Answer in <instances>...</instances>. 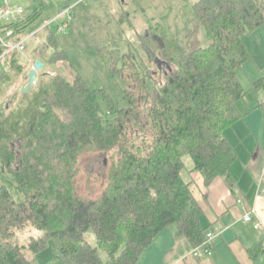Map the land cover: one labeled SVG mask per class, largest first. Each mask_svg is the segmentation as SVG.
I'll return each instance as SVG.
<instances>
[{"label": "trees", "instance_id": "obj_1", "mask_svg": "<svg viewBox=\"0 0 264 264\" xmlns=\"http://www.w3.org/2000/svg\"><path fill=\"white\" fill-rule=\"evenodd\" d=\"M79 1L62 0L55 15ZM37 2L29 17L8 25L10 42L27 38L50 9L47 0ZM192 3L194 17L181 36L164 28L160 34L150 27L136 31L134 46L146 70L155 77L152 66L159 72L166 65L154 85L130 56L98 46L111 75L121 79L125 108L106 88L91 89L72 64V78L53 70L69 57L56 26L44 28L46 56L36 58L44 64L36 84L13 107L0 105L1 170L24 195L18 200L0 185V264H41L38 255L50 242L56 248L51 264H137L171 225L195 247L204 244L209 230L200 222L191 174L200 172L206 185L222 177L235 187L237 159L226 132L245 118L239 102L264 88V77L247 90L238 76L251 58L243 36L264 26V0ZM21 55L15 51L1 62L0 98L14 78L26 72L29 78ZM88 152H116L96 199L82 197L77 186ZM28 227L40 235L22 245L17 234Z\"/></svg>", "mask_w": 264, "mask_h": 264}, {"label": "rangeland", "instance_id": "obj_2", "mask_svg": "<svg viewBox=\"0 0 264 264\" xmlns=\"http://www.w3.org/2000/svg\"><path fill=\"white\" fill-rule=\"evenodd\" d=\"M50 9L45 11L36 23L27 31L28 40L26 50L21 55L24 63L30 71L34 61L42 53L46 32L44 28L46 21L55 17L56 6L62 0H47ZM7 6L9 9L21 7L23 18L29 17L38 7L37 0H0V8ZM194 17L192 0H80L73 8L71 15L66 19L69 27L62 33H56V37L69 57V63L60 62L56 68L64 73L68 78H72L70 64L74 70L82 75L91 89L106 88L108 93L117 102L118 106L125 108L128 102L123 95V85L119 77H113L99 56L98 46L110 45L114 49H119L122 54L130 56L137 63L141 74L146 78L149 86L155 82H160L166 71V65H161L158 72L154 64L151 70L156 75L153 77L144 67L138 57V52L134 46L136 41V31L143 32L150 27L156 34H160L162 28L166 29L174 37L181 36L186 24ZM243 42L247 47L251 58L238 71V76L243 86L251 89L252 82L264 77V26L254 32L243 36ZM48 53H51L50 51ZM159 73V74H157ZM28 72L19 78H14L13 82L6 89L0 105H15L22 86L28 83L26 80ZM27 85V84H26ZM258 101H264V88L259 93L249 92L247 97L241 100L242 111L253 110ZM250 103V106L248 105ZM248 105V106H247ZM247 111V112H248ZM253 116H251V119ZM250 120V119H249ZM237 136L233 138L232 132L229 135L231 142L241 144L239 150L246 148L253 140L245 137V126L239 124ZM116 152L103 154L88 152L80 159V173L77 178L79 194L84 198L96 199L101 195L105 186V176L112 162V157ZM188 167H192V162L186 161ZM0 159V185L8 187L12 195L23 200L24 195L12 176L3 173ZM40 235V232L32 227H28L17 234V241L24 245L33 236ZM56 255V248L53 242L49 247L38 255L41 264H51L52 258Z\"/></svg>", "mask_w": 264, "mask_h": 264}, {"label": "crops", "instance_id": "obj_3", "mask_svg": "<svg viewBox=\"0 0 264 264\" xmlns=\"http://www.w3.org/2000/svg\"><path fill=\"white\" fill-rule=\"evenodd\" d=\"M238 106L245 118L226 132L237 159L232 169L235 187H229L222 177L206 185L200 172L191 174V191L203 210L201 225L213 234L211 255L195 257L196 247L178 235L177 225H171L154 239L137 264H264V101L248 112ZM239 124L245 126V137L253 140L244 152L228 135L232 132L235 138ZM247 215L250 222L245 221ZM257 245L261 252L253 255L250 250Z\"/></svg>", "mask_w": 264, "mask_h": 264}, {"label": "built area", "instance_id": "obj_4", "mask_svg": "<svg viewBox=\"0 0 264 264\" xmlns=\"http://www.w3.org/2000/svg\"><path fill=\"white\" fill-rule=\"evenodd\" d=\"M72 8L67 9L63 12H58L55 17L46 23L45 27H53L56 26L57 33L64 32L68 27L69 23L66 17L71 15ZM23 9L21 7L15 9H9L7 6L0 8V47L4 49V54L0 55V72H1V62L5 58L6 55H10L15 51L20 53H24L26 50V43L28 38L23 39L20 42L12 43L9 41L10 38L13 36V30L8 29L7 27L10 24L19 23L24 20L23 16ZM245 221L250 222L251 217L246 216ZM256 228H260L259 225H256ZM212 239L213 234L209 232L207 234V239L199 247H196L194 250V255L197 258L203 257L205 255H211L212 253Z\"/></svg>", "mask_w": 264, "mask_h": 264}, {"label": "water", "instance_id": "obj_5", "mask_svg": "<svg viewBox=\"0 0 264 264\" xmlns=\"http://www.w3.org/2000/svg\"><path fill=\"white\" fill-rule=\"evenodd\" d=\"M44 64L40 60H36L33 69L29 72L27 85L23 88L22 93H27L37 82L39 73L43 70Z\"/></svg>", "mask_w": 264, "mask_h": 264}]
</instances>
